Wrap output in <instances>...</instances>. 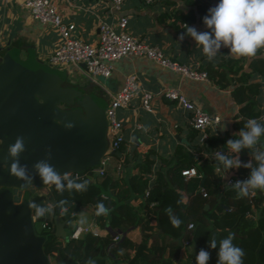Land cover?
I'll list each match as a JSON object with an SVG mask.
<instances>
[{
    "label": "trees",
    "instance_id": "16d2710c",
    "mask_svg": "<svg viewBox=\"0 0 264 264\" xmlns=\"http://www.w3.org/2000/svg\"><path fill=\"white\" fill-rule=\"evenodd\" d=\"M164 15L171 19L175 27H182L195 19L191 10L177 9ZM260 53L261 50L248 61L244 57L221 58L201 69L206 70L211 81L219 87L246 82L254 73L264 75V57ZM262 111L257 99L251 98L242 103L238 111L241 116L233 122L236 133L244 128L249 119L258 118ZM197 132L191 126L187 136L189 146L196 154L187 161L174 162L170 166V177L165 182L149 185L139 172L131 171L123 176L117 172L116 166L109 170L106 165L103 175L93 174L91 168L78 171L81 177L73 180L77 183L88 181L86 191L65 190L61 194L55 185L43 194L31 190V204L38 205L36 202L40 197H47L53 206L49 217L38 215L32 208L34 230L45 236L44 252L52 256L56 264H87L89 260L94 264H106L109 260L124 264H174L181 248L190 243L192 248L183 264L196 263V254L201 249L210 253L208 264H217L219 241L234 233L233 244L245 252L244 264H264V191L256 190L250 201L248 196H238L231 186L227 189L222 187V175L234 173L249 177L252 169L241 167L225 172L221 165L222 172H217L214 167L220 162L215 159L214 150L230 158L236 154L227 148L228 140L208 133L203 142H198ZM234 134L230 139L238 138ZM122 147L123 141L119 149ZM252 151L242 150L239 158L256 166ZM122 160L129 161L127 152ZM140 160L145 169L152 162L150 158ZM191 166L196 168V174L183 176L181 170ZM202 176L204 180L201 183ZM61 200H67L69 204H65L58 213L59 218L65 220V237L54 234L53 216ZM98 203L109 209L107 215H96ZM206 204L208 207H205ZM88 205L93 209L94 222L109 230L104 235L88 230L77 238L70 237L73 228L80 224L78 215ZM169 208L171 215L181 222L179 227L173 226L166 211ZM44 222L49 227L43 226ZM189 223H192L191 228H188ZM134 229H137L139 239L132 238L131 231ZM116 235L118 237L114 238ZM211 237L217 240L216 249L210 247Z\"/></svg>",
    "mask_w": 264,
    "mask_h": 264
},
{
    "label": "crops",
    "instance_id": "0c3cea01",
    "mask_svg": "<svg viewBox=\"0 0 264 264\" xmlns=\"http://www.w3.org/2000/svg\"><path fill=\"white\" fill-rule=\"evenodd\" d=\"M55 1L63 20L75 24L72 32L75 37L97 43L99 20H106L115 26L118 15L125 14L128 16L127 30L148 44L157 46L165 56L199 69L209 63L202 52V46L197 47L190 36L185 34V39L182 42L179 41L180 34L186 30L185 25L173 26L171 19H168L164 13L177 9L191 10L195 14V19L186 24L203 32L207 31L203 24V17L210 7L218 3V0H151L148 2L126 0L120 11L112 9L110 0ZM0 31L2 33L0 54L5 51L7 41H10V45L21 48L22 55L26 54L28 48H32L36 55L46 62L54 48L61 42V36L56 27L35 19L24 6L23 0H0ZM260 55L264 57V49L261 50ZM229 56H232L229 54V49L221 48V53L217 55L213 63ZM244 59L248 61L249 58L244 57ZM60 67H65L73 73L68 65ZM132 73L137 76L140 88L153 93L151 108L146 110L141 107L138 94L127 107L118 110V117L122 122L123 147L112 153L116 154L115 162L107 169L114 168L127 152L129 161H123L119 174L126 176L131 171L139 172L147 179L149 185L165 182L170 177V166L174 162L187 161L196 154L189 146L187 138L191 129L188 111L175 100L163 96L162 90L177 88L190 100L199 104L204 111L219 116V121L208 127L207 131L226 140L237 132L233 122L241 116L238 111L242 103L251 98L257 99L264 113V75L260 73H254L246 82L228 83L224 87H219L210 78L192 79L160 65L147 56L131 54L113 61L111 74L106 77L104 83L110 92H114L122 86L126 76ZM87 82L90 81L81 76L80 84ZM92 85L94 89L100 91L93 83ZM260 122L264 123V120ZM225 127L226 130H222ZM145 128L148 130L145 131ZM196 140L199 142V131ZM262 146H264V136L260 138L258 145L264 150ZM134 158L137 160L134 161ZM141 158L152 160L147 169L143 167ZM50 188L51 185L43 188L30 187V191L43 194L50 191ZM36 203L38 206L53 207L47 197H40ZM50 215L51 213L45 216ZM80 215L86 218V223L83 225L91 226L92 230L98 234L104 235L109 230L94 222L93 209L90 205L79 214V217ZM131 236L139 239L137 229L131 231ZM191 248L190 243L185 244L174 264H183ZM106 264H124V262L109 260Z\"/></svg>",
    "mask_w": 264,
    "mask_h": 264
},
{
    "label": "water",
    "instance_id": "95a60500",
    "mask_svg": "<svg viewBox=\"0 0 264 264\" xmlns=\"http://www.w3.org/2000/svg\"><path fill=\"white\" fill-rule=\"evenodd\" d=\"M6 45L0 54V264H49L50 256L43 250L45 236L35 232L29 207L30 186L47 185L32 166L47 159L49 147V163L61 174L97 165L109 144V96L94 90L90 82L80 84V75L45 62L32 48L22 55L19 46L10 41ZM69 121L75 124L71 130L64 127ZM17 136L25 138L20 162L35 176L27 186L8 171V146ZM61 209L55 208L54 234L65 237Z\"/></svg>",
    "mask_w": 264,
    "mask_h": 264
},
{
    "label": "built area",
    "instance_id": "2783aa9c",
    "mask_svg": "<svg viewBox=\"0 0 264 264\" xmlns=\"http://www.w3.org/2000/svg\"><path fill=\"white\" fill-rule=\"evenodd\" d=\"M113 10L120 11L126 0H110ZM151 1V0H145ZM23 4L30 11L31 15L42 23H49L56 27L60 36L61 42L54 48L47 59V63L60 67L68 65L75 70L79 75L93 83L101 93L109 96V103L106 109V116L108 121V134L110 136L108 148L105 154L101 157L99 163L91 168V172L95 175H103L105 167L109 160L111 150L117 151L120 143L123 140L121 134L122 122L118 117V110L127 107L131 100L140 95V105L146 110L151 108V98L153 93L150 90L140 88L137 76L132 73L126 76L122 86L110 92L106 87L104 81H101L99 76L105 78L111 74L113 61L131 54L147 56L160 65L168 67L180 74L200 80L209 79L206 70L192 67L185 63H180L164 55V53L157 47L148 44L143 39L131 34L127 30L128 16L119 14L116 25L113 26L108 21L100 19L98 22V41L91 43L79 37L72 35L75 28L73 22H65L58 11L55 0H23ZM2 44V33L0 31V47ZM161 94L169 99L175 100L183 109L188 111V122L190 126L199 131V141L203 142L208 135L207 128L213 123L219 121V116L212 115L202 109V107L190 100L184 93L177 88H166L161 91ZM264 117L262 112L258 118ZM214 150L213 154L215 155ZM122 157L116 165L117 172H121ZM219 167V171H217ZM215 170L222 172L221 165L216 164ZM196 168L191 166L183 168L181 174L185 177L196 174ZM68 178L76 179L81 177L77 172L66 173ZM247 175H238L230 173L222 175V187L225 184H232L236 181L247 180ZM256 190L249 193L248 198L251 201ZM205 194V192H203ZM43 226L49 225L44 222ZM192 227V223L188 224V228ZM92 230L91 226L77 224L70 237L77 238L82 232ZM116 235L114 238H117ZM196 264V263H192Z\"/></svg>",
    "mask_w": 264,
    "mask_h": 264
},
{
    "label": "clouds",
    "instance_id": "9594fccd",
    "mask_svg": "<svg viewBox=\"0 0 264 264\" xmlns=\"http://www.w3.org/2000/svg\"><path fill=\"white\" fill-rule=\"evenodd\" d=\"M203 24L207 31H198L195 27L185 24V31L179 36V41L185 39V34L190 36L198 46H202V52L209 62H213L217 55L221 53V48L229 49V54L235 58H255L257 53L264 49V0H218V3L208 9V13L203 17ZM258 119H249L244 128H241L237 139H230L226 146L231 153L236 154L233 157L223 154L221 151H215V159L223 165L225 172L233 168L241 167L251 168V174L247 180L236 181L232 184H225V189L229 186L237 191L238 196H247L251 191H264V150L258 147L260 138L264 136V123ZM66 129L71 130L75 124L71 121L64 124ZM148 129L145 128V131ZM222 130H226L222 128ZM264 147V146H262ZM244 149H251L252 156L256 161V166L252 162L244 163L239 158V154ZM26 151L25 138L17 136L15 142L8 146V157L11 159L8 164L9 174L18 180L24 182V185L30 184L35 176L29 174L27 164H21L20 156ZM47 159L37 161L33 166L36 176L42 180L45 185H55L61 194L65 191H86L88 181L77 183L76 180L68 178L66 174L58 172L54 165L49 161L52 159V151L49 147L46 149ZM217 167V171H219ZM67 200H61V208L67 204ZM34 208L38 215L44 216L53 213V208L49 206L29 205ZM96 215H107L109 209L103 203L97 204ZM169 213L174 227H179L180 221L171 215V209H166ZM80 223H86V218L81 217ZM235 234L229 235L219 241V252L217 264H244L243 257L245 252L242 248L233 244ZM212 249L217 248V240L211 237L209 241ZM210 253L201 249L196 254V264H208ZM87 264H94L89 260Z\"/></svg>",
    "mask_w": 264,
    "mask_h": 264
},
{
    "label": "rangeland",
    "instance_id": "374dc122",
    "mask_svg": "<svg viewBox=\"0 0 264 264\" xmlns=\"http://www.w3.org/2000/svg\"><path fill=\"white\" fill-rule=\"evenodd\" d=\"M72 72H73L74 74H77V73L75 72L74 69L72 70ZM78 76H79V75H78ZM99 78H100L101 81L106 82V78H105L104 76H99ZM78 79L81 80V78H78ZM108 137H109V140H110V136H109V134H108ZM114 162H115V156H114L112 153H110V155H109V160H108V162H107V167L109 168L110 165H113ZM18 199H19V195L16 196L15 200H18ZM81 216H82V215H80V217H79V215H78V218H79L80 220H81ZM80 220H79V221H80ZM37 229H39V225H38V223H37ZM49 264H56V262H55V260H53L52 256H50V263H49Z\"/></svg>",
    "mask_w": 264,
    "mask_h": 264
},
{
    "label": "flooded vegetation",
    "instance_id": "af4514ba",
    "mask_svg": "<svg viewBox=\"0 0 264 264\" xmlns=\"http://www.w3.org/2000/svg\"><path fill=\"white\" fill-rule=\"evenodd\" d=\"M64 107H67V105L65 104V106ZM30 187H33V188H38L37 186H34V185H31ZM16 196H17V194L16 193H14V198H16Z\"/></svg>",
    "mask_w": 264,
    "mask_h": 264
}]
</instances>
